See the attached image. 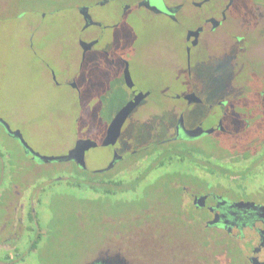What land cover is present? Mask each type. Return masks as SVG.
<instances>
[{
  "label": "flooded vegetation",
  "instance_id": "af4514ba",
  "mask_svg": "<svg viewBox=\"0 0 264 264\" xmlns=\"http://www.w3.org/2000/svg\"><path fill=\"white\" fill-rule=\"evenodd\" d=\"M145 1L160 12L148 9L142 4ZM249 2L132 0L127 6L120 4L124 14L132 8H144L152 15L163 16L175 23H180L183 17L194 22L185 32L182 63L189 79L194 78L193 68H199L205 59L229 64L233 78L226 84L225 90L222 89L215 104L219 117L213 127L221 125L222 129L213 132H221L226 135L224 140L234 142L236 155H232L230 159L233 160L228 159L225 164L235 166L234 173L242 171V174L229 178L213 176L211 169L202 162L177 164L174 169H165L167 176L162 175L164 172L159 174L158 163L149 160L150 149L178 140L198 138L184 135L185 130L198 126H185L180 107H170L163 113L160 109V112L152 109L148 115H143L144 119L154 122L153 126L140 129L137 133L141 137L149 136L151 140L146 144L124 153L112 147L111 160L114 154L120 160L106 170L111 178L115 175L123 178L124 173L133 170L134 166L141 168V173L132 180H125V184L129 181L133 183L137 178L146 180L151 170H155L158 176L151 178L152 181L145 187L152 188L150 192L112 193L107 198L91 193L92 198L82 204L93 208L98 206L103 224L100 221L90 226L81 224L82 215L75 201L71 203L73 213L70 217L64 215L68 211V202H60L57 209L52 210V216L45 218L42 212L48 210L51 203L48 204L47 198L52 195L48 189L58 185L55 182L61 179L55 176L57 167L52 168L51 162L38 161L34 167L40 163L49 165V176H42L40 185L34 186L29 182L25 188L22 187L23 179L30 172L16 168L7 160L11 169L5 177V171L0 169V264H34L32 260L37 264H264V220L254 211V207L264 206V199L257 198L264 195V180L259 181L255 176L245 177L254 170L264 173V64L259 63V57H264V48L261 47L264 46V6ZM94 27L100 30L103 25ZM88 29L82 28L81 31L83 33ZM189 31L196 33L187 38ZM85 40L94 42V45L84 56L80 48L78 62L81 64L87 53L102 42L101 35L96 33L90 37L86 35ZM250 47L253 59L247 54ZM99 51L104 52L102 49ZM73 80L72 74L68 84ZM247 87L254 94V102L247 109L257 117L255 123L248 121L250 115L241 118L228 112L231 102L228 95L231 92L240 93ZM127 89L130 91L128 103L135 100L134 92L145 94L136 90L134 85ZM148 93L129 114V119L135 115L138 106H142L152 95V92ZM186 93H192L196 101L189 103L184 98ZM175 100H182L186 105L205 104L201 97L190 91L175 96ZM205 106L207 110L212 109L210 104ZM226 118H230L231 130L223 125ZM0 126L8 137L20 143L8 134L1 123ZM235 156L238 161L234 160ZM29 157L31 161L35 158L31 154ZM135 158L140 159L133 160ZM0 163L4 165L5 162ZM62 163L67 166L74 164L73 161ZM120 163L124 168L117 167ZM78 238L85 240L82 252L75 253ZM67 241L71 248L66 251ZM58 256L64 257L61 262L56 261Z\"/></svg>",
  "mask_w": 264,
  "mask_h": 264
},
{
  "label": "rangeland",
  "instance_id": "374dc122",
  "mask_svg": "<svg viewBox=\"0 0 264 264\" xmlns=\"http://www.w3.org/2000/svg\"><path fill=\"white\" fill-rule=\"evenodd\" d=\"M131 1L0 0V119L18 131L36 153L43 156L64 155L76 145H81L82 140H90L92 146L82 145L79 157L89 170H99L110 164L112 147L124 153L151 140L149 136L141 137L137 133L140 129L153 126L152 120L143 118L152 109L163 113L165 109L169 111L167 109L170 107H180L188 128L197 125L207 130L215 125L219 117L215 104L222 89L225 90L224 87L233 78L229 64L212 58L205 59L199 68H193L194 78L189 79L182 69V63L185 32L194 22L182 16L180 23H175L163 16L152 15L144 8H132L125 14L121 13L120 4L127 6ZM246 1L239 0V3ZM249 1L252 2L249 4L264 6V0ZM81 8H87L91 20L102 23L103 28L98 30L89 26L82 33L84 19ZM93 33L101 35L102 42L87 53L81 64L78 62L79 41L86 42V35L90 37ZM251 52L252 47L247 54L253 59ZM259 63L264 64V57H259ZM72 74L74 80L68 84ZM129 80L136 90L152 92V95L142 106H138L132 118L129 119L128 115L124 121H127L126 126L122 132L120 130L115 144L102 146L111 122L128 104ZM187 91L196 93L205 104L212 105V109L207 110L205 104L186 105L182 100H175V96ZM252 91L247 87L240 93L231 92L228 95L231 101L228 112L241 118L250 115L248 121L255 123L257 117L247 109L254 102ZM223 125L231 130L230 118H226ZM189 141L198 142L206 148L213 144L221 146L225 142L219 132L202 134ZM223 149L226 155L227 148ZM7 160L14 163L16 168L30 172L24 176L22 187L26 188L29 182L38 186L42 176H49L50 166L40 163L34 167L40 161L37 158L31 161L21 143L8 137L0 126V162H5L4 165L0 163V169L5 171L4 177L11 169ZM50 165L52 168L63 167V172L52 175L68 176L64 163L51 162ZM68 167L74 168V165L69 164ZM140 170H128L123 178L132 180L140 175ZM166 170L159 169L158 172L161 174ZM240 172L236 174H242ZM147 176L148 180L141 181L139 188L147 187L152 181L150 179L158 176V173L151 170ZM253 176L259 181L264 180V173L259 171L245 175ZM48 190L52 195H58L47 198L48 204H51L48 210L42 212L45 218L52 216V210L57 209L60 202H68V211L64 215L70 217L73 213L71 203L75 201L82 215L81 224L90 226L99 221L103 224L98 206L93 208L82 204L84 200L92 198L90 194L93 192L88 188L79 191L61 184L53 185ZM257 198L264 199V195ZM83 240L85 238H78L75 253L79 250L82 252ZM66 245V251L70 250L69 241ZM63 258L58 256L56 261L61 262ZM32 263L37 264L35 260Z\"/></svg>",
  "mask_w": 264,
  "mask_h": 264
},
{
  "label": "trees",
  "instance_id": "16d2710c",
  "mask_svg": "<svg viewBox=\"0 0 264 264\" xmlns=\"http://www.w3.org/2000/svg\"><path fill=\"white\" fill-rule=\"evenodd\" d=\"M219 133L223 135L224 139H226V135L221 132ZM169 144L170 146H157L149 150V160L156 161L158 163L159 169L165 170L167 167L173 168V166H176L177 164L182 165L183 163L200 164V162H202L211 169L213 176L217 175L229 178L230 176L236 175V173H234L236 169L235 166L225 164L228 159L232 158V155H236L234 152L235 149L233 148L234 142H227V140H225L221 146L213 144L209 148L202 146L198 142H191L189 140H178L175 143L172 142ZM223 148H227L226 155H224ZM139 159L140 158H135L133 160ZM234 160L238 161V158L235 156ZM73 165L74 168H70L65 165L64 170L67 172L68 176L55 175L61 178L60 180L56 181L55 184H65L68 187L79 189V191L82 190V188H88L93 193H99L106 198L112 193H127L128 190V192H150L152 189H147L144 186L139 188V184L142 181L141 178H137L133 183L129 181V183L131 182L130 184H125V179L121 178L120 175H115L114 178H111L109 172H107L108 170L103 172H92L81 169L75 163ZM117 167L124 168L122 163L118 164ZM136 167L137 166H134L133 170H135ZM56 169L57 172H63V167ZM162 175L167 176V173L164 172ZM170 175L175 176L176 174Z\"/></svg>",
  "mask_w": 264,
  "mask_h": 264
},
{
  "label": "water",
  "instance_id": "95a60500",
  "mask_svg": "<svg viewBox=\"0 0 264 264\" xmlns=\"http://www.w3.org/2000/svg\"><path fill=\"white\" fill-rule=\"evenodd\" d=\"M142 4L145 5L148 9H151V10H153L155 12H160L158 8H156L155 6H151L148 1H145V3H142ZM80 11H81V14H82L83 19H84L83 29H86L89 26L100 25V23L91 20L90 16L87 13V11H88L87 8H81ZM212 20H215V19H212ZM199 30H200V28L196 32H198ZM196 32L195 31H189L188 32V35H187V38H189L190 36H192ZM93 45H94V42H84L82 40L79 41V46L82 49L83 56L85 55V53L87 51H89L91 49V47ZM127 85H128L129 88H132L133 87V84H132V82L130 80L127 82ZM148 94H149L148 92L145 93V94H143V95H141L139 92H134L135 100L130 101L122 110H120V112L113 119V121L111 122V124L109 126V129H108V136L101 143L102 146H112V145L115 144L117 138L119 137L120 130H121V127H122L125 119L133 111V109L138 105V103L140 102V100L142 98L146 97ZM184 98L186 100H188L189 103L191 101H196V98L194 97L193 94L185 95ZM0 123L4 126V128L8 132V134L12 135L13 137L17 138L20 141V143H21V145H22V147H23V149H24V151H25L26 154L27 153L31 154L33 157L37 158L41 163H50V162H59V163H62V162L73 161L81 169H83V170H89L86 167L85 163L79 157V154L82 153L81 152L82 151V148H81L82 145H84L83 147H86L87 145H91L92 146V142L90 140H86L85 142H83V140H82V144L81 145L80 144L79 145H76L73 150L68 151L64 155H59V156H43V155H40V154L36 153L35 151H33L25 143V141L23 140L22 136L19 134L18 131L12 130L7 125L6 122L2 121V119H0ZM217 129H220L221 130L222 129L221 125L215 126V127L211 128V129H207V130H203L202 127L198 126L195 129H193V130L187 131V130L183 129V131L185 130L184 131V135L186 137L196 138V137H199L200 135H202L204 133L205 134H210L214 130H217ZM119 160H120V157L117 156L116 154H114L112 160L110 161V164L107 167L102 168V169H99V170H89V171H92V172H103V171L109 170L113 166V163L116 162V161H119ZM254 211H256V215L259 218H261V219L264 220V206L254 207Z\"/></svg>",
  "mask_w": 264,
  "mask_h": 264
}]
</instances>
